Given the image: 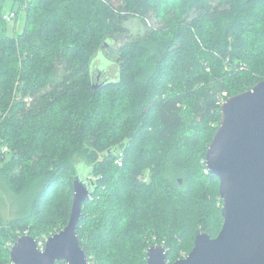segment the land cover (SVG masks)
<instances>
[{
  "label": "trees",
  "instance_id": "16d2710c",
  "mask_svg": "<svg viewBox=\"0 0 264 264\" xmlns=\"http://www.w3.org/2000/svg\"><path fill=\"white\" fill-rule=\"evenodd\" d=\"M105 53L115 78L94 73ZM263 80L264 0H0V174L22 209L0 216V264L68 225L77 177L95 183L78 227L90 264H147L154 244L172 264L217 237L206 154L222 102Z\"/></svg>",
  "mask_w": 264,
  "mask_h": 264
},
{
  "label": "water",
  "instance_id": "95a60500",
  "mask_svg": "<svg viewBox=\"0 0 264 264\" xmlns=\"http://www.w3.org/2000/svg\"><path fill=\"white\" fill-rule=\"evenodd\" d=\"M220 112L206 163L220 180L224 224L217 237L200 232L191 252L172 264H264V80L226 99ZM94 184L77 177L68 225L44 249L32 236L18 238L10 250L12 264H90L78 227ZM147 264H170L164 245L149 247Z\"/></svg>",
  "mask_w": 264,
  "mask_h": 264
},
{
  "label": "rangeland",
  "instance_id": "374dc122",
  "mask_svg": "<svg viewBox=\"0 0 264 264\" xmlns=\"http://www.w3.org/2000/svg\"><path fill=\"white\" fill-rule=\"evenodd\" d=\"M8 11L10 12L9 9H8ZM24 24H25V15L22 12H20V14L17 18H15L12 22H9L10 33L13 34V29H15L16 32L21 33L23 31ZM127 26L130 30L129 31L130 35H133V36L140 34V32H142L145 29L143 23L141 21L136 20V19L131 20ZM117 38H118V40L114 44L115 50L118 49L127 40V39L120 37V36H117ZM105 54L103 56H100V57L94 59V61H95L94 73L96 75L97 74L99 75V72L101 71L103 77L106 79V75L104 73V69H105L107 71V74H109L110 78H115L117 76V74L114 70L111 69L112 67H114L112 64L114 62L113 58H115V57L113 55L111 56V54L108 55V53H105ZM101 60L110 61V62L113 61V62H111L112 66L106 68V66H104L105 63ZM107 65H109V64H107ZM103 67H104V69H103ZM5 149H7L6 152H5ZM2 150H3V152H2L3 154H6L9 152V149L7 147H3ZM21 210L22 209H21L20 200L13 193V191L9 188V186L6 184L4 175L0 174V216L5 221L8 222L9 220L14 219L16 216H18L20 214ZM53 235H55V234H53ZM51 236H49V237L44 236L43 239L45 237L50 238ZM38 243H41V240ZM45 243L46 242H44V245H45ZM12 246H13V243H12Z\"/></svg>",
  "mask_w": 264,
  "mask_h": 264
},
{
  "label": "built area",
  "instance_id": "2783aa9c",
  "mask_svg": "<svg viewBox=\"0 0 264 264\" xmlns=\"http://www.w3.org/2000/svg\"><path fill=\"white\" fill-rule=\"evenodd\" d=\"M13 17H14V14H10V15H8V17H7V21H12ZM26 101H28V99H26ZM224 102H225V101H223L222 104H223ZM6 151H7V149H5V152H6ZM2 152H3V151H2ZM47 239H48V238L45 237V238L43 239L44 242H46ZM44 242L39 243V246H40L42 249L45 248ZM11 245H12V244H11ZM11 247H12V246H11Z\"/></svg>",
  "mask_w": 264,
  "mask_h": 264
},
{
  "label": "flooded vegetation",
  "instance_id": "af4514ba",
  "mask_svg": "<svg viewBox=\"0 0 264 264\" xmlns=\"http://www.w3.org/2000/svg\"><path fill=\"white\" fill-rule=\"evenodd\" d=\"M99 80L101 81V78L99 77Z\"/></svg>",
  "mask_w": 264,
  "mask_h": 264
}]
</instances>
